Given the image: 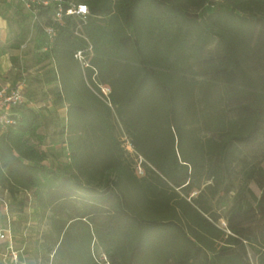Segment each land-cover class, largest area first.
I'll use <instances>...</instances> for the list:
<instances>
[{
  "label": "trees",
  "instance_id": "16d2710c",
  "mask_svg": "<svg viewBox=\"0 0 264 264\" xmlns=\"http://www.w3.org/2000/svg\"><path fill=\"white\" fill-rule=\"evenodd\" d=\"M65 1L88 6L86 23L56 21L54 5L33 20L17 2L33 23L19 24L15 49L34 31L36 56L53 61L44 81L68 104L70 163L48 165L31 143L44 137L27 101L0 133V189L31 192L54 263L251 264V250L264 264V165L243 151L264 142V0ZM45 26L57 32L46 52ZM113 117L143 156L144 178ZM237 163L261 194L239 193L220 227L200 187L216 194Z\"/></svg>",
  "mask_w": 264,
  "mask_h": 264
},
{
  "label": "rangeland",
  "instance_id": "374dc122",
  "mask_svg": "<svg viewBox=\"0 0 264 264\" xmlns=\"http://www.w3.org/2000/svg\"><path fill=\"white\" fill-rule=\"evenodd\" d=\"M17 10L13 5L11 11H2L6 27H0V84L24 86L29 106L41 115L39 133L44 137L41 144L36 139H32L31 143L48 154V165L62 167L70 163L66 133L68 104L56 99L60 90L59 84H47L44 81L47 71L53 67V61L42 54L36 56L35 32L32 31L20 49H15L20 32L19 24L31 26L33 23L30 19L23 21L26 12L18 13ZM12 58L16 61H12ZM262 69L260 63L252 65V71L255 73H260ZM112 122L114 133L126 150L127 162L138 177L144 178L146 162L143 156L131 147L121 121L113 117ZM243 151L254 164L264 165V142L254 150L243 147ZM111 178L116 179V175L112 174ZM209 184L210 182L204 181L200 187V191L204 189L202 201L210 213H216L220 217V227H224L228 210L239 193H244L250 200L252 194L257 197L261 194L256 183L244 182L240 163L233 167L230 178L216 194L207 189ZM200 191L197 190L191 197L198 196ZM22 202L26 205H22ZM4 230L9 233L6 234L7 239L0 240V264H4L3 260L10 256V240L13 250L20 252L24 264H55L53 254L49 251V242L46 240L50 233L49 221L41 218L31 192H21L16 197H11L6 190L0 189V232ZM248 256L251 264H258L253 251L250 250Z\"/></svg>",
  "mask_w": 264,
  "mask_h": 264
},
{
  "label": "built area",
  "instance_id": "2783aa9c",
  "mask_svg": "<svg viewBox=\"0 0 264 264\" xmlns=\"http://www.w3.org/2000/svg\"><path fill=\"white\" fill-rule=\"evenodd\" d=\"M20 3L26 11L30 12L33 16V20H36L38 11L41 9H48L51 6H56L55 20L61 21L65 16L76 17L86 23V18L89 15V8L85 4H75L73 2H66L65 0H15ZM44 32L46 34L48 45L43 49L44 52L48 51L52 46L57 32L53 26H45ZM91 48H89V51ZM75 59L79 61L81 67L86 69L89 67L83 51H78L75 54ZM103 93L107 96L109 93L108 88H102ZM25 88L22 84L16 85H1L0 84V133L6 130V128L12 124H15V119L12 117L13 110L26 102ZM139 170L141 168L139 167ZM7 206V205H6ZM5 206V207H6ZM226 225L225 222L223 224ZM8 231L4 230L0 232V240L7 239L6 234ZM9 257L3 263L4 264H24L20 257V252L13 250L11 246V240L9 241ZM101 260L106 261L104 255L101 256Z\"/></svg>",
  "mask_w": 264,
  "mask_h": 264
},
{
  "label": "crops",
  "instance_id": "0c3cea01",
  "mask_svg": "<svg viewBox=\"0 0 264 264\" xmlns=\"http://www.w3.org/2000/svg\"><path fill=\"white\" fill-rule=\"evenodd\" d=\"M13 5L17 6L18 3L15 0H0V27H6L5 20L3 19L4 14L2 13V11L3 10L11 11ZM6 84L10 85L9 83H6ZM6 84L1 83V85H6Z\"/></svg>",
  "mask_w": 264,
  "mask_h": 264
}]
</instances>
